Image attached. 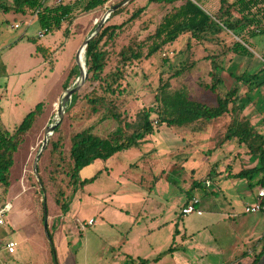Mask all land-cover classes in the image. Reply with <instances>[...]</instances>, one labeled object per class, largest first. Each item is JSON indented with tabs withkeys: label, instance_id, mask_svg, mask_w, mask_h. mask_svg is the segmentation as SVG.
Listing matches in <instances>:
<instances>
[{
	"label": "rangeland",
	"instance_id": "obj_1",
	"mask_svg": "<svg viewBox=\"0 0 264 264\" xmlns=\"http://www.w3.org/2000/svg\"><path fill=\"white\" fill-rule=\"evenodd\" d=\"M199 1L202 4L204 2ZM215 1L217 3L214 4ZM46 2L59 4L61 1ZM117 5L119 7L114 10H119L117 15L112 17L111 14L104 25L120 23L142 6H147V9L107 46L108 66L105 73H108L115 69L120 58L119 52L124 45L134 37L144 39L155 29L168 11L164 4L150 3L149 0H111L107 5L91 12L76 11L71 23L66 21L61 30L50 31L43 37L39 36L43 29L36 17L13 10H0V123L13 131L37 103L44 97L48 99L44 113L34 123L15 154L10 189L13 194H20L21 199L14 202L16 208L6 218L11 221L10 217L15 216L18 226L14 232L8 226H0V237L13 232L14 238L21 240L19 252L16 254L20 262L14 263L12 256L5 252L4 256H0V264H144L130 257V253L136 252L151 257V264H185L187 261L217 264L214 255L202 259L199 253L184 248L180 237L176 238L178 226L183 229L185 219L197 220V213L182 219L176 213L183 205L188 190L205 197L204 193L217 190L220 185L218 177L228 169L239 170L242 163L246 166L258 163L259 159L249 152L250 149L245 143H240L237 138L223 141L229 117L219 121L204 118L202 127L196 132L190 127H169L164 124L141 147L118 152L106 160H95L84 167L80 172L82 179L93 177L98 172L100 175L95 181L74 192V186L65 173L71 163L72 135L92 127L94 132L105 136L119 128L112 117H106L107 105L102 106L98 113L91 112L84 95L91 92L93 84L87 78L78 92L81 96L74 107L67 111V105L65 106L59 130L52 135L46 150L42 152L38 163L39 174L35 173L36 156L48 127L61 107V97L64 94L62 87L72 67L77 65L78 48L107 11ZM216 5L218 10L221 0H209L205 8L211 13H218L214 10ZM233 14L234 19L239 17L237 12L233 11ZM15 24H19V27L16 28ZM144 24L150 29H144ZM229 34L231 37L227 38V43L234 39L241 40ZM23 35L26 36L21 39ZM248 36L246 32V38ZM29 37L36 38V41L29 40ZM187 38V35H183L165 51L128 65L123 80L125 91L113 96L119 101L122 110L134 117L144 107H153L161 75L167 79L176 66L187 59L185 53H178L186 48ZM249 42L252 55L230 54L225 59V70L222 71L223 89L228 90L235 82L230 72L236 75L243 71L254 73L263 67L264 33L251 37ZM209 46L212 52L219 50L213 44ZM35 51H38L39 56L33 55ZM194 52L198 60L196 66L191 71L172 78L171 88L174 90L182 87L193 99L215 105V93L201 85L210 82L211 67L205 59L209 51L203 45L197 44ZM79 56L81 65L82 51ZM75 81L77 82L76 79ZM61 93L63 94L56 102L55 97ZM99 94L101 95L100 91ZM246 101L250 103L245 107L244 113L250 115L264 135V86L249 95H242L239 103ZM152 117L156 124V114ZM58 138L62 140L63 161L59 160L58 153L52 152V140ZM32 143L36 145L28 151ZM59 162L61 164L58 165ZM158 176L160 178L154 192L149 194L148 188L152 187ZM206 178L212 181V185L194 187L196 180L202 181ZM245 182L248 189V183L246 180ZM228 183L232 187V200L234 196H238V216L224 225L211 228L210 233L218 236L220 231L223 234L227 262L238 255L242 262L238 260L234 264H252L255 257L260 255L257 264H264V212L247 213L245 208L252 203L251 191L238 195V188H235L238 183ZM61 191L65 192L68 203V210L64 215L56 203ZM8 194H2L0 189V205L8 201ZM162 197L166 198V206H156L155 214H164L167 219L174 220L168 222L169 227L151 236L147 234L150 220L144 209L140 210V216H136L132 214L130 203L142 207L146 201L158 204L163 201ZM45 204L48 208L49 232L54 235L53 245L46 235L43 216L39 214L42 212L44 215ZM207 212L206 210L205 213ZM171 214L176 217L170 216ZM90 219L95 222L87 224ZM155 240H158V247L153 249L150 243ZM176 246L182 254H174L177 252Z\"/></svg>",
	"mask_w": 264,
	"mask_h": 264
},
{
	"label": "trees",
	"instance_id": "obj_2",
	"mask_svg": "<svg viewBox=\"0 0 264 264\" xmlns=\"http://www.w3.org/2000/svg\"><path fill=\"white\" fill-rule=\"evenodd\" d=\"M60 1L59 4H50L46 0H7V2H0V10H13L16 13L36 17L41 28L48 29L50 32L61 30L66 21L71 23L76 16V11L91 12L107 5L111 0H68L67 3ZM149 1L164 4L168 11L156 24L155 29L149 32L144 39L134 37L121 48L119 61L113 71L105 73L108 66L107 46L124 32L127 25L138 20L147 6L138 8L129 18L120 23L103 25L86 48L88 81L93 84V87L91 92L84 97L94 114L98 113L102 106L107 105L106 117H112L119 128L105 136L94 132L92 127H87L72 135L70 139L71 163L67 170L65 169V173L70 179L69 182L74 186V192L95 181L100 175L98 172L93 177L82 179L80 172L84 167L95 160H106L118 152L141 147L148 142V137L164 124L169 127L186 126L196 132L202 127L204 118L219 121L225 117H229V120L223 141L237 138L240 143H245L250 149L249 152L259 159L255 166L242 168L238 173H231L229 176L247 179L253 188L264 185V135L253 123L250 115L244 113L245 107L251 100L243 104L239 103L242 95H249L252 91L264 86V67L254 73L243 71L242 74L236 75L230 72L235 79L234 84L228 90L222 87L225 59L230 54L252 55L249 44L251 37L264 33V0H235L233 2L221 0L218 13L206 10L199 0ZM118 11H114L112 17L117 15ZM233 11L239 14L237 19H234ZM143 27L146 30L150 29L147 24ZM246 32L249 34L247 38ZM66 33H68V28H66ZM229 33L235 38L240 37L241 40L234 39L231 43H227ZM183 35L188 36L187 45L178 53H185L186 61H181L182 63L176 66L167 79H164L163 74L161 75L160 85L155 91L153 107H144L134 117H131L120 108L119 101L113 98L117 93L125 91L123 80L126 68L133 61L150 58L156 53L165 51ZM24 37L25 35L21 39ZM28 39L36 41L34 37ZM197 44L203 45L205 50L209 51L205 59L211 67L210 82L201 85L215 93V105H208L193 99L182 87L174 90L171 88L172 78L179 77L196 66L198 60L194 54V47ZM209 44L215 45L219 50L212 52ZM79 76V67L75 65L63 84L64 91L74 86L76 83L74 80H77ZM80 96L78 93L72 96L71 100L66 103L67 111L74 107ZM47 104V98L37 103L13 131L0 123V189L4 195L8 194L11 186V171L15 164V154L34 123L44 113ZM153 114L157 116V125L152 117ZM61 146V138L52 140V152L58 153L59 160L63 161ZM156 179L158 177L154 179L153 184L157 181ZM65 199L66 195L63 191L56 199V203L64 214L68 210V203ZM39 214L43 216L44 221L42 212ZM50 236L53 245L52 232ZM259 256L255 257L252 264L260 261Z\"/></svg>",
	"mask_w": 264,
	"mask_h": 264
},
{
	"label": "crops",
	"instance_id": "obj_3",
	"mask_svg": "<svg viewBox=\"0 0 264 264\" xmlns=\"http://www.w3.org/2000/svg\"><path fill=\"white\" fill-rule=\"evenodd\" d=\"M203 1L204 2L202 5L205 8V6L209 0H203ZM215 3H217V1H215L214 4ZM214 10H215V12L219 10V8L217 10V5H216ZM85 39L86 38H84L82 41H84ZM17 43H18V41H17ZM44 46L45 45L43 44V47ZM33 55L39 56L38 51L33 52ZM62 91L64 92V89H62ZM62 94L63 93H61L55 97L56 102ZM44 99H45V97H44ZM34 144L35 143H32L30 145L28 151H30V148H32V146H34ZM134 165H137V164L135 163ZM253 166H255V164L246 166L242 163L241 168L239 170H234V168H230L231 170L228 169V171L226 173H223L218 177L219 178L218 181H219L220 185L218 186L217 190H212V192L208 191V192L204 193L205 197H201L199 195H196L195 193H193L190 190H188L186 192V198H185L183 205L179 208L178 213L175 212L176 214H178L177 217L182 219V217H184V216H190L191 215V214H183L182 209L186 205L188 200L193 196H196V197L198 196V198L200 199L199 208L203 211V213L202 214H196L198 218H195V219H197V220H193L192 218L185 219V221L183 222V229L180 226H178L175 235L177 236L176 238H178V237L181 238L180 241H181V244L184 248L191 249L192 251L199 253L200 255H202V259H204L207 256L214 255V257L216 258L217 264H234L238 260H239L238 262H242V260H240V257L238 255H236L234 257V259L227 262V259H226L225 254H224V246H225L224 242H226V240H225L223 234L219 231V235L215 236V235H213V233H210V229L224 225L228 221H231L232 219H234L238 216L236 214V210H237L236 205H239L240 203L238 201V196H234L233 200H232V198L230 196L232 193V187L229 186L228 181L234 182L233 184L238 183V185L235 186V188L236 187L238 188L237 189L238 195H240L241 192L247 193V192L251 191L252 203L256 201V198H257L256 192H257V188L259 186H256L253 188L250 186L247 179L229 176V174H231V173H238L240 170H242V168H250ZM159 178L160 177L158 176L157 181L154 182L152 187L148 188L149 194L154 192V188H155L156 184L158 183ZM206 180L211 181L209 178H206L202 181L196 180L193 185H194V187H198V186L205 187V181ZM245 180L248 183V186H249L248 189H247V186H246L247 184H246ZM19 196H20V194H17V193L13 194L12 190L10 189V192L8 194V201L12 202L13 206H14L13 210L10 213H12L14 211V209L16 208V203H14V202L19 201L21 199ZM162 200L163 201L159 202L158 204L148 203L146 201V202H144L142 207L137 206L136 203H130V208L132 209V214H136V216H140L141 215L140 210L144 209L145 213L148 216V219L150 220V224H149L147 234H149L151 236H154V235H156L157 232L162 231V229H166L167 227H169L168 222H171L174 220V218L167 219V217L164 214L163 215H156L155 214V212L157 211L156 206H166V198L162 197ZM206 210L208 211L207 213H205ZM60 211H61V209H60ZM61 213L64 215V213L62 211H61ZM159 216H161V217H159ZM170 216L176 217V215H172V214ZM10 218H11V221L9 220V218H6V226H4V227L6 228L8 226L13 231L18 226L17 220H16L15 216H12ZM94 222H95V220H94ZM133 228H134V225H133L132 229ZM14 231H16V230H14ZM13 232L11 234L7 233V235H5L3 237L11 238L17 242L18 245H17L16 252L14 254H10V255L12 256V260L14 261V263H18V262H20V260L16 257V254L19 252V243L21 242V240L18 241L17 239H15L13 236V234H14ZM158 240L160 241L159 237H158ZM158 240H155V242H153L152 244L150 243L151 247H154L153 249L158 247ZM175 242H176V239H175ZM171 248L174 249V246H171ZM175 249L177 251L176 253L173 252L175 255L176 254H182V252L179 250L180 249L179 247L176 246ZM175 255H174V257H175ZM2 256H4V254L1 255V257ZM130 257L132 259L138 260L139 262L144 263V264H151V262H152L151 257H149L147 255H143L142 253H139V252L130 253ZM190 262H191V264H195V263L200 264V263H197L196 261H190ZM190 262L187 261L184 263L190 264Z\"/></svg>",
	"mask_w": 264,
	"mask_h": 264
},
{
	"label": "built area",
	"instance_id": "obj_4",
	"mask_svg": "<svg viewBox=\"0 0 264 264\" xmlns=\"http://www.w3.org/2000/svg\"><path fill=\"white\" fill-rule=\"evenodd\" d=\"M15 27L18 28L19 24H15ZM48 29H43L39 33L40 37H43L46 33H48ZM241 39L240 37H238ZM263 67H264V61H263ZM206 186H210L211 182L209 180L205 181ZM257 198L256 201L247 205L245 208V211L247 213H253V212H264V185H260L257 188ZM200 199L196 196L191 197L186 205L183 207L182 212L183 214H202L203 211L199 208ZM13 203L8 201L2 205H0V226H6V215L10 213L13 210ZM94 219H91L87 222V224H93ZM17 242L11 238L7 237H0V256L3 255L5 252L9 254H14L17 249Z\"/></svg>",
	"mask_w": 264,
	"mask_h": 264
},
{
	"label": "water",
	"instance_id": "obj_5",
	"mask_svg": "<svg viewBox=\"0 0 264 264\" xmlns=\"http://www.w3.org/2000/svg\"><path fill=\"white\" fill-rule=\"evenodd\" d=\"M122 5V4H120ZM119 7V5L114 6L113 8H110L107 13L102 17V19L100 20V22L97 24V26L95 27V29L93 30V32L82 42V44L79 46L78 51H77V55H76V62L77 65L79 67L80 63H79V54L80 52L83 50L85 53V71H83L80 67V76L77 79V82L74 84V86H72L71 88H68L67 90L64 91L65 93V100H64V106H63V110L61 111V118L59 120V122L54 125V126H49V129H47V132L45 134V138L43 140V144L36 156L35 162H34V170L35 173L38 175V163H39V159L40 156L42 154L43 151L46 150L48 142L50 140V138L52 137V135L59 129V125L62 121L63 115H64V108L66 106V103L72 98V96L75 93H78L80 91V89L82 88V86L85 84L87 78H88V68H87V63H86V48L89 44V42L95 38L97 36V34L100 32L102 26L104 25V23L111 17V14L113 13V11L115 9H117ZM50 127H51V136H48L49 132H50ZM44 228H45V232L46 235L48 237V239L51 242V236H50V232H49V226H48V208L47 205L45 204V209H44Z\"/></svg>",
	"mask_w": 264,
	"mask_h": 264
},
{
	"label": "bare ground",
	"instance_id": "obj_6",
	"mask_svg": "<svg viewBox=\"0 0 264 264\" xmlns=\"http://www.w3.org/2000/svg\"><path fill=\"white\" fill-rule=\"evenodd\" d=\"M80 55V54H79ZM80 57V56H79ZM82 58H83V61H82ZM82 58H80L81 59V61H82V63H81V65H79V67L83 70V71H85V53H84V51L82 50ZM64 100H65V93L62 95V97H61V107H60V109H59V111L56 113V115H55V117H54V119H53V122H52V124H50V126H54V125H56L58 122H59V120H60V118H61V111L63 110V105H64ZM48 129H49V127H48ZM52 135V133H51V127H50V132H49V134H48V136H51Z\"/></svg>",
	"mask_w": 264,
	"mask_h": 264
}]
</instances>
